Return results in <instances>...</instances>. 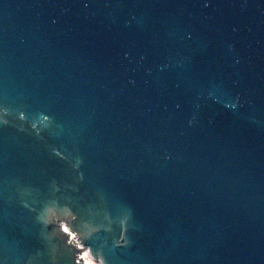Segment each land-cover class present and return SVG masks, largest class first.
<instances>
[{
	"label": "water",
	"instance_id": "95a60500",
	"mask_svg": "<svg viewBox=\"0 0 264 264\" xmlns=\"http://www.w3.org/2000/svg\"><path fill=\"white\" fill-rule=\"evenodd\" d=\"M264 264V0H0V264Z\"/></svg>",
	"mask_w": 264,
	"mask_h": 264
},
{
	"label": "bare ground",
	"instance_id": "6f19581e",
	"mask_svg": "<svg viewBox=\"0 0 264 264\" xmlns=\"http://www.w3.org/2000/svg\"><path fill=\"white\" fill-rule=\"evenodd\" d=\"M60 224L61 230L67 235L68 242L70 244H73L78 249L77 262L80 264H98L99 262L94 260L90 251L86 249L83 244H81L82 242L80 241L78 235L70 230V227L68 226L67 222H62Z\"/></svg>",
	"mask_w": 264,
	"mask_h": 264
},
{
	"label": "rangeland",
	"instance_id": "374dc122",
	"mask_svg": "<svg viewBox=\"0 0 264 264\" xmlns=\"http://www.w3.org/2000/svg\"><path fill=\"white\" fill-rule=\"evenodd\" d=\"M99 264V263H98Z\"/></svg>",
	"mask_w": 264,
	"mask_h": 264
}]
</instances>
